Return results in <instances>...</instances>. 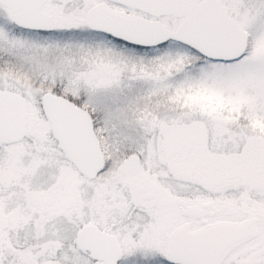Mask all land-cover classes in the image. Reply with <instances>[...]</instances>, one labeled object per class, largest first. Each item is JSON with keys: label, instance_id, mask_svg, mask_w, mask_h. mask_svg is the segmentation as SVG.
I'll return each mask as SVG.
<instances>
[{"label": "snow or ice", "instance_id": "1", "mask_svg": "<svg viewBox=\"0 0 264 264\" xmlns=\"http://www.w3.org/2000/svg\"><path fill=\"white\" fill-rule=\"evenodd\" d=\"M0 264H264V0H0Z\"/></svg>", "mask_w": 264, "mask_h": 264}]
</instances>
